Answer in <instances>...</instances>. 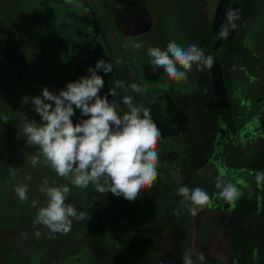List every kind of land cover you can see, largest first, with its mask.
Here are the masks:
<instances>
[{
  "label": "rangeland",
  "instance_id": "rangeland-1",
  "mask_svg": "<svg viewBox=\"0 0 264 264\" xmlns=\"http://www.w3.org/2000/svg\"><path fill=\"white\" fill-rule=\"evenodd\" d=\"M129 1L74 0L69 4L66 0H0V24L5 30L0 28V71L3 73L0 72V79H11L14 73L33 69L36 63L33 56L40 55V48L45 50L50 41L58 46L54 62H60L66 55L65 52L71 54L72 58V52L84 45V56L80 65L86 72L99 59L111 63L112 71L106 74L108 85L111 90L115 89L117 92L114 98L116 104L120 106L119 111H126L122 98L128 95L137 103L138 94L132 92L130 88L132 83L124 77V73L130 74L138 70V65L142 63L152 65L146 51L151 47L150 40L148 44L145 40L155 31L158 22L161 23L170 42H176L181 47L198 46V29L202 23L205 26L213 23L220 0H145L153 20L152 29L140 36L127 37L112 30L111 27L114 25L112 21L114 9L124 7ZM93 3L102 18H111L110 22L106 21L111 44L105 41L103 32L93 34L87 29L94 13ZM231 7L232 2L229 12ZM4 39H11L17 43L21 52V62L9 65L8 61H5L2 54ZM225 41L226 47L233 52L232 58L235 62V68L228 73L231 106L236 108H233L235 111L232 110L231 115L232 113L233 117L237 115L232 125L233 134L239 123L244 120L242 117L238 119L243 115L242 107H247L249 111L253 110L264 96L261 91L256 99L253 93L258 94L257 88L251 84L252 81L250 82L253 79H246L247 77L259 80L264 88V0H239L237 30L232 36L228 34ZM137 42L143 44L139 50L131 47ZM112 57L121 63H114ZM121 58L127 59L124 60L126 66ZM82 72L83 70L79 72L76 80L84 76ZM59 81L64 83L66 79L61 78ZM116 81L122 82L124 87L116 88ZM66 84H60L58 88L64 89ZM200 85L201 76L198 75L197 88ZM199 126V123L189 122L184 137L169 138L159 146L158 177L153 186L142 192L135 203H129L111 192L97 199L98 194L91 188L83 190L69 183L71 191L66 202L74 205L78 211L88 212L89 219L83 222L74 221L67 234L57 233L53 236L43 226L34 227L35 215L20 218L13 211H6L12 216L7 219L1 218L3 215L0 213V264H41L43 259L47 264H153L137 257L118 254L120 249L126 253L125 248L129 246L126 242L148 238L157 240L169 253L167 264H182L181 258L188 250L192 252L195 264H200L196 261L198 253H203L205 257L203 264L226 263L224 256L226 240L225 236L217 235L216 223L227 225L238 202H242V207L246 208L245 205L248 204L258 205L264 197L262 180L257 182L258 173L249 168L255 162L264 159V152L254 149L248 151L245 156H240L235 151L225 157L221 156L223 147L219 144L225 137L222 132L219 144L212 147L210 158L216 163L219 176H223L226 182L236 185L239 197L234 204H229L218 196L219 190L214 185L208 189L205 187L204 191L209 194L211 203L196 216L189 213L191 225L187 227L186 222L188 223L189 219L185 217L186 212L179 208L177 195L166 180L167 176H171L178 187L185 186L197 161L209 154L206 143L199 146L196 143ZM228 135H231V132ZM221 165L236 166L240 170L230 171L227 168L223 171ZM23 166L21 153L13 152L10 148L0 152V177L9 179L36 175L35 169H26ZM47 170L51 174L54 173L56 179L60 178L50 168ZM214 183L216 184V181ZM257 186L259 190L255 191ZM168 190V195H165ZM149 192L154 193L156 199L151 204L149 198H146L148 203L145 206L143 198ZM35 199L40 207V195ZM126 204L128 210L119 223L117 217ZM36 231L40 232L39 237L34 234ZM73 240L76 241L75 244ZM32 242H35V245ZM101 245L104 249L110 250L107 257L101 254Z\"/></svg>",
  "mask_w": 264,
  "mask_h": 264
},
{
  "label": "clouds",
  "instance_id": "clouds-1",
  "mask_svg": "<svg viewBox=\"0 0 264 264\" xmlns=\"http://www.w3.org/2000/svg\"><path fill=\"white\" fill-rule=\"evenodd\" d=\"M66 2L71 4L74 0ZM237 18L234 13H227L230 27H236L234 21ZM228 30V27H222L220 37H226ZM131 47L139 50L143 44L137 42ZM146 51L154 69L163 70L168 80L176 84L186 82L194 67L203 71L213 64V58L206 56L197 45L181 47L176 42H169L165 50L148 47ZM112 68L111 63L99 59L94 67L87 69L88 75L67 83L58 94H53L47 87L42 88L41 95L30 99L34 112L40 118L39 123L25 117L21 130L26 145L37 149L30 157L33 167L42 164L76 188H91L98 194L97 199L111 192L135 203L158 177L157 149L161 130L153 121L150 110L134 103L133 97L125 95L122 103L127 110L119 111L120 106L107 98L117 95L115 89L100 95L105 81L98 72L109 74ZM115 86L123 88L124 84L116 81ZM130 88L134 93L147 92L136 83ZM28 99L25 97L24 101L28 103ZM77 109L86 119L74 124L71 117ZM256 179L260 182L264 174H257ZM215 187L219 190L218 196L229 204H234L239 197L236 185L226 182L223 176L216 177ZM14 191L21 202L28 199L26 184L18 185ZM70 191L68 184L49 186L48 180H43L39 192L46 197V203L37 209L33 226H43L54 236L67 234L74 221L89 219L88 212L78 211L66 202ZM178 195L187 202V210L192 216L198 215L211 203L209 194L199 187L189 189L181 186ZM34 234L40 236L39 231ZM181 259L182 264H195L190 250L185 251ZM204 260L203 253L196 255L200 264Z\"/></svg>",
  "mask_w": 264,
  "mask_h": 264
},
{
  "label": "flooded vegetation",
  "instance_id": "flooded-vegetation-1",
  "mask_svg": "<svg viewBox=\"0 0 264 264\" xmlns=\"http://www.w3.org/2000/svg\"><path fill=\"white\" fill-rule=\"evenodd\" d=\"M232 1L233 0H229L228 2L224 16L223 27L229 28V21L227 19L226 13L229 12L230 4ZM92 7L94 9V13L93 15H91V24L87 29L92 31L93 34H96V32H100V31L103 32L105 36V41L111 44L110 37L107 34V30H106L107 28L106 21L110 22L111 18L110 19L102 18L101 15L99 14L98 8L95 6L94 3ZM112 21L114 23V25H112L111 27L112 30H115L117 31V33L121 34L122 36H127V37L140 36L143 33L149 32L153 26L151 12L148 3L145 0H130L124 7H121L119 9H114ZM158 23L159 24H157L155 31L152 32L150 37H148V39H146L145 41L148 44V40H150L151 47H159L161 50H165L166 45L170 41L167 39V34H165L164 30L162 29L161 23L160 22ZM148 25L149 27L147 28V30L139 31L146 28V26ZM0 28L3 31H5L3 25L1 24H0ZM228 34H231L229 30H228ZM232 35H234V33H232ZM222 39H225V37H222ZM57 47L58 46H55L54 43L50 41V43L47 46H45V50L40 48L39 50L41 52L40 55L37 54L33 56L36 62L33 66V69L31 68V70H29L28 72L14 73L11 79L10 78H7V80H5V78L0 79V85L2 86V90H0V152H4L6 148L7 149L10 148L13 152H18L19 154L21 153L23 155V165H24L23 168L36 170L35 173L36 175L32 177H23V178L12 177L9 179H7L6 177H0V206H1L0 213L3 215L1 216V218L6 217L7 219H9L10 217H12L11 214L7 213L6 211L8 212L13 211L18 216H20V218L34 216L36 214L37 209L39 208V205L37 204L35 197L37 195H40L41 206H43L46 203V197L39 192V186L42 184L43 180L47 179L49 186H55L57 184H69L68 181L62 178L56 179V177H54L53 175L54 173L51 174L50 172H48L47 170L48 167H45L42 164L33 167L30 164V157L32 154H34L37 151V149L35 147H28L26 145L25 137L23 136V132L21 130L23 123H25V117H27L28 119H35L38 123L40 120L38 114H36L32 108L30 102L31 97L41 95V89L44 87H47L48 90L51 91L53 94H58V92L60 91L58 86L60 84L69 83L68 81L70 82L75 81L77 75L81 70H83L82 74L84 76L88 75L87 70L85 72L84 67L80 65L82 58L84 56L83 55L84 45L81 49H78L77 51L75 49L72 52L73 53L72 58H70L71 54L68 55L67 52H65L66 55H64L63 59L60 60V62L58 61L54 62V59L57 54L56 50H58ZM16 50L18 51L17 56L9 57L7 55V52L16 55ZM2 54L5 61L6 62L8 61L9 65H11V63L21 62L22 60L19 46L11 39H4ZM121 60L122 63L125 65L124 60L127 59L121 58ZM112 61L116 63L114 57H112ZM94 66L95 65H92L91 67ZM137 68L138 70L136 69L134 72H131L130 74L125 72L124 77L127 80H129L132 84L136 83L147 89V92L144 94L137 93L138 94L137 104H140L143 107H146L150 110V114L153 121L161 130V136L159 139L157 150H159V146L165 143L166 140L169 138L178 139L184 137L187 133V124L189 122H195L201 125L200 119L198 117L199 109H200L198 104L200 105V103L204 99L209 100L208 99L209 93L211 92V90L213 92L212 75L210 72V68L208 69V73H207L204 70L197 71L194 67L193 70L188 73L187 81L180 82L179 84L169 81L166 75L164 74L163 70L154 69L153 65H145L144 63H142L139 64ZM98 73H101L104 76L106 86L108 88V91H110L111 89L108 85L106 74H104L103 72H98ZM198 75L201 76V85L199 88H197L196 86V78ZM61 78H65L66 82L63 83V81H59V79ZM207 78L209 79V81ZM221 78L224 85V89L226 91L228 107L229 109L231 107V111H232L231 101L229 97L230 85L227 77L228 86H229V90H227L225 83L223 81V71ZM246 79L247 80L253 79L250 80V82L252 81L253 83L251 84L256 86L257 88L258 94L256 95L253 93V95L257 99L261 91H264V88H262V85L259 82V80H256L254 78H247V77ZM25 97L29 98L28 103L24 101ZM111 97L116 103L115 98L113 96ZM256 99L255 102L257 101ZM248 103L249 102H247V104ZM259 104L260 103L256 104L255 107H253V110L250 111L248 110L247 107L244 106L242 107L243 109L242 119H244L242 120V123L245 122L248 124V122L246 121H248V118H250L251 114L253 115L255 112H257V110L259 109ZM231 111L228 112L226 111L227 113L226 114L224 113V115L226 118L228 117L227 123L228 120L230 119L231 120L230 123L231 125H233L234 119H236L237 117H233V113L231 115ZM233 111L235 110L233 109ZM84 118L86 117H82L78 109L75 110V115L71 117L74 124L78 123L79 120ZM221 129L222 132H224L225 137L222 139V142L219 144L218 140L220 139V136L222 134H220L221 132L218 131L213 145L222 144L223 147L226 141L228 140L227 139L228 134H226L228 131L227 130L228 127L224 129L223 127H221ZM199 130H200V126H199ZM199 130H198V134H199ZM199 136L200 134L196 138V143ZM21 139L23 140L22 142ZM204 143H206L209 146L208 138L204 141ZM197 145L199 146L198 143ZM254 149H260V148H256L253 145L250 151ZM210 150L212 149H209V153ZM224 152L225 151L223 148L220 154L221 156L225 157L226 155H222ZM3 157L1 159H3ZM221 166L223 167L224 165ZM225 169L227 168H224V170ZM167 179L168 180H166V182L168 181V183H172L176 185V187H178L171 176H167ZM20 184H26L28 187V193H27L28 199L23 202H21L17 198L14 191L15 188ZM2 212L4 213L6 212V213L4 214ZM19 220L17 221V223L19 222ZM10 227L11 226H9V228ZM3 228L7 229L6 227ZM32 243H34L33 245H35V242ZM27 246L30 247L29 245Z\"/></svg>",
  "mask_w": 264,
  "mask_h": 264
},
{
  "label": "trees",
  "instance_id": "trees-1",
  "mask_svg": "<svg viewBox=\"0 0 264 264\" xmlns=\"http://www.w3.org/2000/svg\"><path fill=\"white\" fill-rule=\"evenodd\" d=\"M214 26L213 23L207 24L206 26L202 23L198 29V47L205 51V55H211V50L215 42ZM229 35L232 36V34ZM226 45L225 39H222L218 46L216 58L223 71V81L226 89L229 90L227 77L229 71L235 68V62L232 58L233 52L228 49ZM208 69L209 68H206L204 71L208 73ZM208 99L209 100L204 99L200 105L198 104L200 107L198 117L201 123L199 130L200 136L197 140L199 145L204 143L208 138V147L212 149L217 132L220 131V134H222L221 127H223V129L228 127L227 133L229 134V132H231V135H227L228 140L223 146L225 152L222 155L233 154L235 151L240 156H245L253 145L259 147L264 152V96L261 99L257 112L253 115L251 114L248 121H246L248 124L240 122L237 130L233 134L232 125L230 123L231 120L229 119L227 123L228 117L226 118L224 115V113L226 114L228 111H231V107L230 109L229 107H223L222 104L215 99L212 90L209 93ZM233 108L234 107H232V110ZM241 117L239 116L240 119ZM211 153L212 151L210 150L207 156L197 161L192 176L185 185L186 187L189 189L199 187L204 190L205 187L208 189L213 185L215 186L214 182L216 181V177L220 174L216 168V163L210 158ZM224 168H228L230 171L240 170L236 168V166L221 167L223 171ZM249 168L258 174H264V159L255 162ZM262 182L264 184V179H262ZM169 184L177 195L179 208L186 212L185 217L187 216L186 218L189 219L186 225L190 227L191 221L190 214L187 210V202H184L183 198L178 195L179 188L172 183ZM258 187L259 186L256 187L255 191H257ZM261 189H263V186H261ZM168 192L169 190L165 192V195H168ZM146 198H149V203L151 204L155 201L154 199H156L155 194L149 192V194L145 195L143 198V205L145 206L148 203ZM243 207L242 202H238V205L234 207L233 216L227 225L216 223L217 235L219 237L225 236L226 240L224 256L227 261L222 264H264V197L261 198L258 205L248 204L245 205L246 208ZM126 208L127 204L123 207V210L120 211L117 222H122L128 210V208ZM221 214L223 215L222 211ZM101 242L103 243L102 239ZM123 243L125 244V242ZM126 243L129 245L125 248L126 253L122 249L118 250V254L121 256H133L153 264L168 263L169 253L155 239L148 238L141 241H129ZM73 244H75V240H73ZM100 252L104 257H107L110 250L108 248L104 249L101 245ZM46 262L47 261L43 259L41 264H47Z\"/></svg>",
  "mask_w": 264,
  "mask_h": 264
},
{
  "label": "water",
  "instance_id": "water-1",
  "mask_svg": "<svg viewBox=\"0 0 264 264\" xmlns=\"http://www.w3.org/2000/svg\"><path fill=\"white\" fill-rule=\"evenodd\" d=\"M228 2H229V0H220L218 3L217 9H216L215 18L213 21V24L215 25L214 26L215 27V42H214V45H213L212 51H211V57L213 58V64H212V67L210 68V72L212 75V87H213L214 96H215L216 100L220 104H222V106L225 108L228 107V101H227L226 91L224 89V85H223L222 78H221L222 77V71H221L220 65L216 61L215 54H216V50L219 46V43L222 39V37H220L219 33H220V31L223 27V24H224V16H225V12H226ZM238 8H239V0H233L230 12L234 13L237 17H238ZM234 23H235L236 27L232 28L229 26V31L231 34L235 33L237 30L238 18L235 19ZM148 27H149V25L146 26V28L139 30V31L147 30ZM7 55L9 57H15L18 55V51L16 50V55L10 54L9 52H7ZM98 75H101L104 79V76L101 73H98ZM104 81H105V79H104ZM108 92L109 91H108V88H107L106 82H105L104 88L101 90L100 95L104 96ZM107 98L110 102L114 101L110 95Z\"/></svg>",
  "mask_w": 264,
  "mask_h": 264
}]
</instances>
